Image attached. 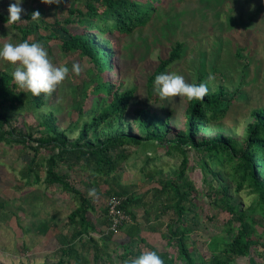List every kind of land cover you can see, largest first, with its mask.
Masks as SVG:
<instances>
[{"label": "trees", "instance_id": "trees-1", "mask_svg": "<svg viewBox=\"0 0 264 264\" xmlns=\"http://www.w3.org/2000/svg\"><path fill=\"white\" fill-rule=\"evenodd\" d=\"M164 1L72 0L64 21L55 19L53 23L43 18L32 21L29 14L24 25L8 24V17L0 16L21 42L37 35L36 42L47 47V41L59 39L65 52L78 53L93 63L71 92L66 126L60 124L55 109H45L50 96L34 97L14 83L11 71L0 72V143L30 151L21 170L26 187H56L73 204L66 220L72 233L55 251L54 264H125L143 253L141 248L119 251L114 245L115 234L108 231L110 198L121 200L119 208L132 222L130 236L156 251L164 264H237L240 258L246 259L245 264H264V237L257 229V215L264 218V108L251 111L252 122L241 142L224 133L201 137L234 104L235 100L224 99L222 88L209 89L200 101L185 98L184 124L176 131L171 127V113L162 117L139 104L136 87L119 77L118 39L146 27ZM41 28L49 34L41 36ZM182 47L177 43L159 60L147 80L149 94L155 77L168 73L181 58ZM26 115L35 121L26 124L24 131L19 123ZM159 149L182 157L176 173L167 179L158 177L162 171L155 165L158 157L153 153ZM190 149L200 156L202 191L188 175ZM139 160V173L153 184L142 195L122 182ZM90 189H95L96 197H89ZM242 190L254 196L248 209L233 202V193ZM200 195L208 197L218 213L229 215L224 234L205 243L207 252L197 249L195 238ZM99 197L106 198L101 210ZM139 219L150 224L177 254L172 256L140 238L144 227ZM52 225L53 221L41 223L39 230L46 234ZM101 231L107 237L96 235Z\"/></svg>", "mask_w": 264, "mask_h": 264}, {"label": "rangeland", "instance_id": "rangeland-1", "mask_svg": "<svg viewBox=\"0 0 264 264\" xmlns=\"http://www.w3.org/2000/svg\"><path fill=\"white\" fill-rule=\"evenodd\" d=\"M71 1L65 0L57 6L45 5L41 0H22L21 7L26 10V14L21 19L25 21V16L39 10L41 18L49 23L55 19L64 21ZM14 2L0 0V16L8 17L9 4ZM9 32L10 27L0 21V46L4 43H21L15 32ZM39 34L47 36L49 31L41 28ZM37 37L32 36L30 41L36 42ZM177 43L183 45L182 56L168 72L184 76L188 83L199 80L206 83L211 74L215 79L208 84V88L211 91L222 88L226 93L224 99L235 100L225 118L200 136L224 133L241 142L248 124L252 122L251 111L264 108V0H165L146 27L118 39L121 56L118 60L119 77L127 85L136 87L139 104L162 117L171 113V127L176 131L184 124L187 105L185 98L161 100L154 88L151 89L152 94H149L147 80L159 60L166 58ZM46 44L47 47L41 43L52 62L58 66L66 65L70 69L68 79L50 96V106L48 104L45 108L55 109L60 124L66 126L71 92L87 76V70L93 67V63L78 53L65 52L59 39L49 40ZM74 63H79L83 68L79 76L71 73ZM3 70L13 72L14 66L0 60V72ZM61 96L62 103L58 104L57 98ZM34 121L32 115H26L20 118L19 124L25 131V126L34 125ZM29 153L21 145L0 143V203L3 205L0 207V264H54L55 251L62 244L63 238L72 233V228L66 225L73 206L70 200L63 197L56 187L24 185L21 170ZM187 154L188 175L202 191L204 175L199 164L200 156L191 149ZM153 155L158 157L155 165L162 171L158 177L163 179L172 177L182 160L180 155L175 153L169 156L163 149ZM140 166L142 162L139 160L137 168L129 169L122 180L124 185L134 188L138 195L153 185H150L151 179L139 173ZM105 200L104 197L98 198L100 210L104 208ZM209 200L200 195L201 205L197 209L196 221L199 226L195 238L198 240L197 249L202 252H207L205 243L211 237L224 234V223L229 218L227 213H218L211 207ZM253 200L254 196L248 195L247 190L233 193L234 204L243 203L244 209H248ZM257 217L260 224L257 226L258 232L264 237V218L260 215ZM50 221H53L52 227L46 234H42L39 230L41 223ZM102 232L99 235L103 236ZM154 244L172 256L177 254L176 249L168 247L160 236ZM257 252H260L259 248ZM236 263L245 264L246 259L240 258Z\"/></svg>", "mask_w": 264, "mask_h": 264}, {"label": "clouds", "instance_id": "clouds-1", "mask_svg": "<svg viewBox=\"0 0 264 264\" xmlns=\"http://www.w3.org/2000/svg\"><path fill=\"white\" fill-rule=\"evenodd\" d=\"M65 0H41L45 5L59 6ZM22 0H15L8 7V24L27 23L21 17L26 14V10L21 7ZM41 19L39 10L31 13V20ZM31 38L18 44L4 43L0 46V60L8 62L14 66L12 78L14 83L21 89L30 92L32 96L45 97L57 92L68 79L70 69L66 65H56L49 58L47 51L39 42H30ZM83 71L79 63H74L71 73L79 76ZM211 74L206 83H188L184 76L176 72L162 73L154 79V91L161 100L182 97L187 101L203 100L208 94V84L214 81ZM63 97L57 98V103H62ZM89 197H96L95 189L88 191ZM125 264H164L163 259L156 251L145 250L136 258H131Z\"/></svg>", "mask_w": 264, "mask_h": 264}, {"label": "crops", "instance_id": "crops-1", "mask_svg": "<svg viewBox=\"0 0 264 264\" xmlns=\"http://www.w3.org/2000/svg\"><path fill=\"white\" fill-rule=\"evenodd\" d=\"M139 221L142 223L143 221L139 219ZM144 229L142 230L140 234V238H143L146 242L150 243L151 245L156 246L154 242L158 239L160 236L158 232H155L154 230H151L148 225L145 222L142 223ZM132 222L126 223L124 226H122L120 232L118 234H115L113 237L114 240V245L116 248L121 251L124 250L125 248H129L130 250H136L137 248H141L142 252L145 250H148V248L145 246V244H142L141 242L139 243V238L137 237H131L130 234H132ZM103 234H105L103 232ZM99 237H105V235H99L96 234ZM107 237V236H106ZM62 242H65V239L63 238Z\"/></svg>", "mask_w": 264, "mask_h": 264}, {"label": "built area", "instance_id": "built-area-1", "mask_svg": "<svg viewBox=\"0 0 264 264\" xmlns=\"http://www.w3.org/2000/svg\"><path fill=\"white\" fill-rule=\"evenodd\" d=\"M120 205L121 200L118 198H110L107 203L108 216L110 219L108 231L113 234H116L124 224L130 221L129 216L119 208Z\"/></svg>", "mask_w": 264, "mask_h": 264}]
</instances>
